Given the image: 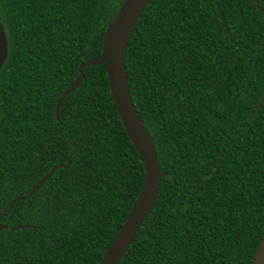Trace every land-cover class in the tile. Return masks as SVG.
<instances>
[{
	"label": "trees",
	"instance_id": "1",
	"mask_svg": "<svg viewBox=\"0 0 264 264\" xmlns=\"http://www.w3.org/2000/svg\"><path fill=\"white\" fill-rule=\"evenodd\" d=\"M123 1L0 0V264H99L141 188L104 63L54 115ZM124 60L166 174L118 264H250L264 234V0H152Z\"/></svg>",
	"mask_w": 264,
	"mask_h": 264
},
{
	"label": "water",
	"instance_id": "2",
	"mask_svg": "<svg viewBox=\"0 0 264 264\" xmlns=\"http://www.w3.org/2000/svg\"><path fill=\"white\" fill-rule=\"evenodd\" d=\"M152 0H124L115 17L108 23L102 41L100 55L81 62L78 66V74L56 100L54 115L58 117V109L64 98L74 91L83 79V68L93 64H105L106 75L109 83L111 98L121 120V124L137 151L144 169V178L141 188L116 235L104 252L99 264H118L145 218L152 210L157 199L158 188L165 172H161L156 157L155 147L148 130L144 127L143 120L133 104L125 74L124 51L131 32L140 18L145 7ZM7 57V39L0 22V69ZM114 71L119 74L118 82L114 79ZM264 98V96H263ZM70 159H68L69 164ZM59 166H53L50 170L28 191L27 196L33 194L40 185L45 182ZM19 198H16V200ZM15 201V200H14ZM30 225L21 224L11 228L16 230ZM7 225L0 224V231ZM250 264H264V234L261 237Z\"/></svg>",
	"mask_w": 264,
	"mask_h": 264
},
{
	"label": "snow or ice",
	"instance_id": "3",
	"mask_svg": "<svg viewBox=\"0 0 264 264\" xmlns=\"http://www.w3.org/2000/svg\"><path fill=\"white\" fill-rule=\"evenodd\" d=\"M114 79L118 82L119 74L117 71H114Z\"/></svg>",
	"mask_w": 264,
	"mask_h": 264
},
{
	"label": "flooded vegetation",
	"instance_id": "4",
	"mask_svg": "<svg viewBox=\"0 0 264 264\" xmlns=\"http://www.w3.org/2000/svg\"><path fill=\"white\" fill-rule=\"evenodd\" d=\"M256 8L261 11V7L259 5H256Z\"/></svg>",
	"mask_w": 264,
	"mask_h": 264
}]
</instances>
